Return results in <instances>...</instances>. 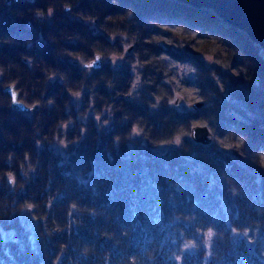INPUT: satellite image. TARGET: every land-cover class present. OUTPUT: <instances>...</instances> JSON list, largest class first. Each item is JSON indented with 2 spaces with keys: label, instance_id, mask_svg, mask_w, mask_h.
I'll list each match as a JSON object with an SVG mask.
<instances>
[{
  "label": "trees",
  "instance_id": "16d2710c",
  "mask_svg": "<svg viewBox=\"0 0 264 264\" xmlns=\"http://www.w3.org/2000/svg\"><path fill=\"white\" fill-rule=\"evenodd\" d=\"M46 2L11 0L6 4L0 0V39L15 41L0 44V63H16L13 75L19 71L25 78L39 77L40 72L20 60L22 53L70 70L72 78L78 79L81 69L77 63L55 56V45L48 36L56 35V28L51 22L37 21L30 11ZM99 2L81 0L79 7H99L105 15L131 8L145 35L161 30L146 25L149 19L184 24L198 30L201 37L217 38L233 53L232 67L246 72L232 76L216 67L224 85L221 92L198 55L189 49L170 48L177 59L196 64L202 94H212L208 104L192 112L165 106L153 111L143 103L119 98L118 103L122 99L129 110L149 121L150 139L132 137L114 144L113 136L126 132L129 122L97 131L89 116L88 133L65 149L67 156L53 147L55 143L36 147L32 129L36 112L0 107V169L9 167L3 159L9 151L22 155L28 150L39 160L37 171L27 180L17 170L23 187L13 190L6 180H0V264H129L133 256L139 264H177L173 254L182 256L181 264H264V62L258 49L243 32L220 22L206 9L173 0H119L120 8L110 0ZM62 19L66 23L58 27L91 35L89 25L67 13ZM92 38L106 40L98 32ZM61 43L83 51L76 41ZM202 43L210 50L213 41ZM127 68L123 63L112 68L105 61L92 75L109 73L119 77L118 87H123L130 76ZM60 87L58 81L49 82L46 95H55ZM97 91L109 95L102 84ZM0 95L6 102L3 89ZM64 98L66 94L60 100ZM145 99L150 97L145 94ZM37 112L46 130L56 113L52 109ZM198 115L213 117L216 136L230 137L226 142L243 137V146L226 148L215 139L203 145L185 138L179 147L152 142L165 139L176 121ZM68 135H73L71 128ZM28 202L35 207H24ZM72 203L77 208L69 214ZM24 211L31 223L22 217ZM208 228L216 235L211 242L212 256L206 258L202 231ZM233 228L238 231L234 233ZM244 229H248L247 236ZM186 239L198 247L181 250Z\"/></svg>",
  "mask_w": 264,
  "mask_h": 264
},
{
  "label": "clouds",
  "instance_id": "9594fccd",
  "mask_svg": "<svg viewBox=\"0 0 264 264\" xmlns=\"http://www.w3.org/2000/svg\"><path fill=\"white\" fill-rule=\"evenodd\" d=\"M81 0H47L43 7H35L30 11L37 21L51 22L56 28L57 34H49V40L55 45V56L67 57L75 61L81 69L80 77L73 79L70 70L46 63L44 60H36L33 56L19 54L20 60L27 63L29 69L41 73L39 77L25 78L19 71L13 75V69L18 65L13 61L0 63V89L6 90L5 96L0 95V107H16L26 110L28 113L36 112L35 122L32 124L34 143L37 148L43 144L55 143L62 148H68L71 144L79 143L81 138L88 133L87 125L89 116L95 123L97 131L103 130L113 123L129 122V127L123 134L113 136V143L119 144L122 140L132 137L150 139L151 126L142 115L129 110L121 99L131 100L146 105L150 110H159L161 106L180 111L181 108L192 112L198 104H208L207 96L202 94L199 86L200 70L191 60L177 59L168 49H189L199 56L201 62L208 67V75L215 81L221 92L224 85L216 72V67L229 72L232 76H239L246 72L245 68L232 67L233 53L217 38L201 37L198 30L188 28L180 23H162L149 19L146 25L161 29L145 35V28L138 25L131 8L105 15L99 7L83 9L79 7ZM97 3H102L97 0ZM115 8H120L119 0H110ZM104 7V5H103ZM105 9V7H104ZM67 13L74 20H79L91 30V35H81L80 32L69 30L68 27L60 28L59 23H66L62 18ZM102 17V21H101ZM101 33L103 38L92 37ZM166 34V35H165ZM211 39V49H206L204 43ZM62 41H76L83 47V51L70 50L62 45ZM15 43L13 39H0V44L10 45ZM30 45V41L26 42ZM80 49V48H79ZM132 49L130 52L129 50ZM108 62L112 68L118 64H126L130 76L123 87H118L119 77L109 73H100L93 76L103 62ZM89 77H92L89 79ZM58 81L61 87L55 95L47 96L49 82ZM103 85L109 91L104 95L97 91L98 86ZM85 91L87 96L85 97ZM66 98L60 100L62 95ZM145 94L150 99H145ZM59 101V102H58ZM52 109L56 118L47 125L40 123L41 117L37 110ZM74 113V114H73ZM213 117L198 115L188 118L186 121H176L170 125V134L161 141L153 140V143L182 146L185 138L194 139L198 129H203L209 134L210 139L217 140L221 146L239 150L244 144V138L236 136L231 142H226L230 137L220 138L216 136L211 121ZM79 122V123H78ZM73 135L69 137V129ZM78 131V135L76 132ZM12 140L13 137H7ZM9 167L0 169V180H6L9 187L15 190L23 187L17 180V170L25 180L31 173L37 171L38 159H34L31 152L24 150L22 155L13 151L7 152L3 157ZM15 162V167H13ZM51 197L47 203L50 205ZM28 209L35 207L28 202L24 205ZM75 203L70 204L71 209H76ZM200 232V229H197ZM235 233L238 230L233 228ZM248 229L243 230L247 236ZM205 257H211L210 251L212 238L216 235L212 228L202 231ZM251 242V240H250ZM198 245L191 239H186L181 245V250L195 249ZM88 251L87 248L84 249ZM174 255L177 264H181L182 256ZM264 256V251H261ZM149 259L152 257L149 255ZM129 264H139L136 257L129 258Z\"/></svg>",
  "mask_w": 264,
  "mask_h": 264
},
{
  "label": "water",
  "instance_id": "95a60500",
  "mask_svg": "<svg viewBox=\"0 0 264 264\" xmlns=\"http://www.w3.org/2000/svg\"><path fill=\"white\" fill-rule=\"evenodd\" d=\"M4 1L6 4H9L11 0ZM26 1L33 2L34 0ZM173 1L192 6L193 8L209 10L220 22L243 32L247 36L250 44L258 49L257 54L264 62V0ZM3 92L7 94L6 90H3ZM201 105L198 104L195 108ZM11 109L17 112H27L16 107H12ZM192 140L203 145H208L211 141L209 134L203 129H198L196 137Z\"/></svg>",
  "mask_w": 264,
  "mask_h": 264
},
{
  "label": "rangeland",
  "instance_id": "374dc122",
  "mask_svg": "<svg viewBox=\"0 0 264 264\" xmlns=\"http://www.w3.org/2000/svg\"><path fill=\"white\" fill-rule=\"evenodd\" d=\"M53 147L56 149V150H58L60 153H62V155L63 156H67V153L65 152V149L66 148H62V147H60V146H58V145H53ZM21 215H22V217L24 218V220H30V223L32 222V219H31V217L28 215V213H26L25 211L24 212H22L21 213ZM1 232H2V234L4 235V236H6V231H4V230H1Z\"/></svg>",
  "mask_w": 264,
  "mask_h": 264
}]
</instances>
